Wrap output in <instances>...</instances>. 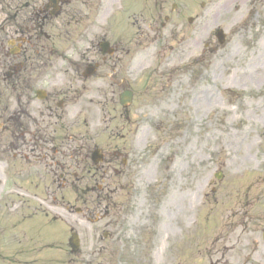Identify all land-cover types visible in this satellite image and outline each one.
<instances>
[{"label":"rangeland","instance_id":"obj_1","mask_svg":"<svg viewBox=\"0 0 264 264\" xmlns=\"http://www.w3.org/2000/svg\"><path fill=\"white\" fill-rule=\"evenodd\" d=\"M142 15L152 21L126 35L131 54L121 62L143 61L150 70L135 79L122 65L125 83L97 72L86 96L73 98L95 125H57V136L101 147L137 142L132 176L105 184L154 192L157 241L120 239L114 217L90 225L70 211L83 208L81 193H57L56 209L50 194H14L0 202V264H264V0H144ZM218 29L227 36L223 46ZM89 53L95 59L91 46ZM124 88L137 95L125 111ZM39 207L56 219L34 216ZM72 232L82 241L79 254L69 248Z\"/></svg>","mask_w":264,"mask_h":264},{"label":"flooded vegetation","instance_id":"obj_2","mask_svg":"<svg viewBox=\"0 0 264 264\" xmlns=\"http://www.w3.org/2000/svg\"><path fill=\"white\" fill-rule=\"evenodd\" d=\"M138 2L0 0V202L7 205L11 195L22 193L51 198L62 192L81 193V213L88 223L114 217L113 231L120 239L123 235L129 240H150L148 244L157 241L161 225L154 221L158 214L157 202L150 200L154 192L105 184L107 177L132 176L130 156L136 153L137 142L119 143L125 139L117 137L109 139L117 143L101 147L89 138L57 136V125H95L89 111L73 98L86 96L87 83L97 72L125 83L121 61L131 54L126 35L144 32L147 21H152L137 17ZM90 46L96 51L95 59L90 57ZM150 66L143 61L130 63L124 73L136 79L138 71L145 73ZM95 151L104 158L102 165L93 162ZM124 154L123 170L118 162ZM87 177L98 181L93 186L89 181L84 184ZM55 198L51 209L57 207ZM113 198L115 204L108 201ZM111 225L108 222L105 228L111 231ZM108 237L105 232L104 238Z\"/></svg>","mask_w":264,"mask_h":264},{"label":"water","instance_id":"obj_3","mask_svg":"<svg viewBox=\"0 0 264 264\" xmlns=\"http://www.w3.org/2000/svg\"><path fill=\"white\" fill-rule=\"evenodd\" d=\"M217 37H218L221 44L224 43L225 35L223 34V31H219ZM130 97H129V100H130ZM123 102H121V103H123ZM123 105H125V103H123ZM70 245L73 248V251L77 252V249L79 248V240H78L77 236H74L73 239H70Z\"/></svg>","mask_w":264,"mask_h":264},{"label":"bare ground","instance_id":"obj_4","mask_svg":"<svg viewBox=\"0 0 264 264\" xmlns=\"http://www.w3.org/2000/svg\"><path fill=\"white\" fill-rule=\"evenodd\" d=\"M233 244L232 245H234V246H232V248H234V247H236L235 245H237V243H238V236L237 235H234L233 237ZM230 264H233V263H230Z\"/></svg>","mask_w":264,"mask_h":264}]
</instances>
